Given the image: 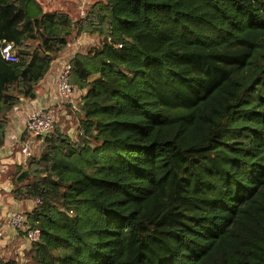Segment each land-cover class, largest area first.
Returning <instances> with one entry per match:
<instances>
[{
	"label": "trees",
	"instance_id": "1",
	"mask_svg": "<svg viewBox=\"0 0 264 264\" xmlns=\"http://www.w3.org/2000/svg\"><path fill=\"white\" fill-rule=\"evenodd\" d=\"M87 2L0 0V148L70 39L98 40L70 58L83 141L54 124L15 164L40 238L0 264H264V0Z\"/></svg>",
	"mask_w": 264,
	"mask_h": 264
},
{
	"label": "crops",
	"instance_id": "2",
	"mask_svg": "<svg viewBox=\"0 0 264 264\" xmlns=\"http://www.w3.org/2000/svg\"><path fill=\"white\" fill-rule=\"evenodd\" d=\"M77 0H61L59 3V7L61 9L67 10L66 12H71L74 9H79V5H77ZM47 5V4H46ZM83 36H79L76 38H82ZM75 39V38H74ZM71 41V39H70ZM68 42V46L53 60L52 65L45 76L38 82L36 86L35 96L34 98L24 99L20 104H18L8 115V123L6 127V142L13 139L18 141L22 137V129L24 126V121L26 119L27 114L46 102H52L56 100V76L57 70L60 67V64L63 60L69 59L73 56L77 51H82L78 49L77 45H72L71 42ZM73 41V39H72ZM77 92L73 93L70 100H68L62 108H58L57 114H65L70 107L74 108L76 103ZM70 105V107H69ZM67 107V109H66ZM61 118V117H60ZM59 121V120H57ZM65 118L62 115V118L59 123H64ZM39 142L37 141V147L39 146ZM38 151V150H37ZM2 152V151H1ZM0 152V153H1ZM37 153V152H36ZM21 155L19 153L18 145L15 144V148L10 150V148L5 152V154L0 157V224L6 221L9 215L16 211H24L26 207L30 208V201L23 202L14 199L8 192L11 189V175L15 170V164L19 162ZM26 204V205H25ZM3 235L0 237V245L5 244L9 247L2 248L0 246V255L5 257H15L17 260H20L22 255H24V249L29 247V243L27 246L21 243V233L22 231H15L14 229L4 226L2 228ZM24 235V234H23ZM8 243V244H6ZM4 250H7L4 252ZM7 254H11L10 256Z\"/></svg>",
	"mask_w": 264,
	"mask_h": 264
},
{
	"label": "built area",
	"instance_id": "3",
	"mask_svg": "<svg viewBox=\"0 0 264 264\" xmlns=\"http://www.w3.org/2000/svg\"><path fill=\"white\" fill-rule=\"evenodd\" d=\"M79 3V12L81 17L86 15L84 10L86 6V0H77ZM120 46V45H119ZM1 53L4 59L15 61L16 54L12 51L11 43L5 44L1 48ZM69 70H70V58L62 61L58 68L56 76V100L52 102H46L40 106H37L31 110L24 121L22 132H24V140L19 139L15 141L13 139L6 142L0 150H13L15 144L18 145L19 153L21 158L20 163L26 165L29 163V159L34 154L36 140L50 131L58 117V108H62L65 103L71 99L74 90L69 83ZM21 137V138H22ZM26 217L23 211L16 210L7 217L4 223L0 224V237L3 235L2 228L8 226L15 231H24L25 237L29 242L37 241L40 238V231L38 228H31L25 224Z\"/></svg>",
	"mask_w": 264,
	"mask_h": 264
},
{
	"label": "rangeland",
	"instance_id": "4",
	"mask_svg": "<svg viewBox=\"0 0 264 264\" xmlns=\"http://www.w3.org/2000/svg\"><path fill=\"white\" fill-rule=\"evenodd\" d=\"M43 6L42 7H45L47 10H53V9H61L60 7H59V3H60V1L61 0H38ZM47 4V5H46ZM79 4V3H78ZM77 4V5H78ZM44 8V9H45ZM87 8H88V2H87V0H86V6H85V8H84V10L85 11H87ZM63 10V9H62ZM63 11H67V10H63ZM80 10L79 9H74V10H72L71 12H69L71 15H72V17L73 18H78V17H81V15H80V12H79ZM81 37V36H80ZM98 40L96 39V38H92L91 36H89V35H83V37L82 38H73V41H72V39H71V43H72V45H77L78 44V49H81L82 48V50L83 51H86V50H88L90 47H92V45L93 44H96L97 45V42ZM61 65V64H60ZM35 94V93H34ZM29 98H31V97H29ZM77 103V102H76ZM69 107H70V105H69ZM71 109H68L67 110V112L65 113V114H58V119L57 120H59V121H55V124L57 125V126H59L58 128L59 129H64V131L66 130H68L69 132H70V134L74 137V138H76V139H78V141H80V142H82L83 141V139L81 140V138H79V137H77V133H78V126H77V119H78V117H77V115L75 114V111H74V108L73 107H70ZM66 109H67V107H66ZM62 115H63V117L65 118V120L66 121H64V123L63 122H61V123H59L60 122V120H61V118H62ZM61 117V118H60ZM22 136L24 137V132H22ZM21 138L22 139V141L24 140V138ZM37 141H40L39 139H37L36 140V142H35V150H34V152L36 153V152H38V151H40L41 150V148L43 147V143L40 141L39 142V146L37 147ZM38 150V151H37ZM2 151V152H1ZM7 150H0V157H2L4 154H5V152H6ZM29 161H31V158L29 159ZM22 232H24L23 230H21ZM24 234V233H23ZM21 235V243L22 244H24V246H27L28 245V243H29V241L26 239V237H25V234L24 235ZM6 244H8V243H6ZM2 245V246H1ZM0 246L4 249V248H7V247H9L8 245H5V244H1ZM7 250H4V252H6ZM4 255V254H3ZM7 255H11V254H7ZM8 257V256H7ZM25 260V258H24V255H22V257H21V259H20V261H24Z\"/></svg>",
	"mask_w": 264,
	"mask_h": 264
},
{
	"label": "water",
	"instance_id": "5",
	"mask_svg": "<svg viewBox=\"0 0 264 264\" xmlns=\"http://www.w3.org/2000/svg\"><path fill=\"white\" fill-rule=\"evenodd\" d=\"M35 94L31 93L30 97L34 98ZM31 173L28 167H25L24 169H22L15 177L16 182L18 184H23L28 178H30Z\"/></svg>",
	"mask_w": 264,
	"mask_h": 264
}]
</instances>
